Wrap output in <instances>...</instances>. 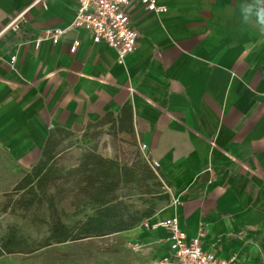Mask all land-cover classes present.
Listing matches in <instances>:
<instances>
[{"label":"crops","instance_id":"0c3cea01","mask_svg":"<svg viewBox=\"0 0 264 264\" xmlns=\"http://www.w3.org/2000/svg\"><path fill=\"white\" fill-rule=\"evenodd\" d=\"M157 1L168 11L131 6L141 35L120 62L116 49L85 29L36 46L47 30L72 24L76 0H0V145L35 156L32 164L50 130L62 127L124 163L147 154L170 193L148 220L178 216L206 249L234 255L237 264H264L261 25L241 23L242 0ZM144 237L160 264L168 232Z\"/></svg>","mask_w":264,"mask_h":264},{"label":"rangeland","instance_id":"374dc122","mask_svg":"<svg viewBox=\"0 0 264 264\" xmlns=\"http://www.w3.org/2000/svg\"><path fill=\"white\" fill-rule=\"evenodd\" d=\"M86 148L73 139L71 148L64 151L58 164L61 167L74 166ZM33 159L36 157L17 156L0 145V210L7 199L16 198L14 188L24 171L30 168ZM149 186L150 190L145 187L134 190L125 188L119 193L117 201L107 209L65 206L62 219L70 235L89 236L61 243L51 241L50 245H44L49 236L46 225L32 223L29 216L20 210L1 212L0 246L18 251H2L0 264H157L161 254L143 245L144 233L150 230H145L142 223L167 203L163 196L170 193L169 189L153 182ZM150 212L152 216L147 217L146 214ZM139 219V223L131 229L95 235L100 227L109 230L112 226H118L121 220ZM34 245L37 249L28 252Z\"/></svg>","mask_w":264,"mask_h":264},{"label":"trees","instance_id":"16d2710c","mask_svg":"<svg viewBox=\"0 0 264 264\" xmlns=\"http://www.w3.org/2000/svg\"><path fill=\"white\" fill-rule=\"evenodd\" d=\"M107 121L108 118H104L93 125L103 126ZM90 125L92 123H89ZM101 133V130L95 132L93 138ZM73 138L74 132L71 130L52 128L40 158L24 171L17 182L14 188L16 198L7 199L0 210V213L20 210L29 216L32 223L46 225L49 236L44 245H50L51 241L61 243L89 236L70 235L69 228L62 219L66 212L65 206L107 209L117 201L119 193L125 188L134 190L145 187L150 190V182L162 187L165 185L160 171L153 170L144 154L138 155L130 163H124L102 155L95 145H86V150L74 166L61 167L58 159L65 150L71 148ZM163 197L167 202L170 200V194L166 193ZM152 214L150 212L146 216L151 217ZM139 221L140 219L121 220L118 226H112L109 230L100 227L95 235L103 236L128 230L135 227ZM36 249L37 246H31L28 252ZM2 251L12 253L18 250L0 246V255Z\"/></svg>","mask_w":264,"mask_h":264},{"label":"built area","instance_id":"2783aa9c","mask_svg":"<svg viewBox=\"0 0 264 264\" xmlns=\"http://www.w3.org/2000/svg\"><path fill=\"white\" fill-rule=\"evenodd\" d=\"M136 1H140L147 11H168L167 6H160L157 0H76L77 11L72 24L67 28L47 30L35 39V44L39 47L44 40L58 43L68 29H85L92 34L95 43L105 42L116 49L120 62H123L127 55L136 50L141 35L130 14V8ZM15 21L12 22L13 25ZM80 45L81 41L75 40L71 52H76ZM15 60L14 55L11 62L14 63ZM147 148V144H141L143 152ZM144 155L153 170L158 172L159 162L152 161L147 154ZM142 227L147 230L164 228L168 232L169 252L161 259L160 264H237L234 255L221 256L206 249L199 236L189 237L178 216L155 222L147 219Z\"/></svg>","mask_w":264,"mask_h":264},{"label":"clouds","instance_id":"9594fccd","mask_svg":"<svg viewBox=\"0 0 264 264\" xmlns=\"http://www.w3.org/2000/svg\"><path fill=\"white\" fill-rule=\"evenodd\" d=\"M240 19L242 24H247L249 20L255 19L261 30L258 33L264 38V0H242L240 4ZM259 248V245H257ZM264 256V252L261 253Z\"/></svg>","mask_w":264,"mask_h":264}]
</instances>
